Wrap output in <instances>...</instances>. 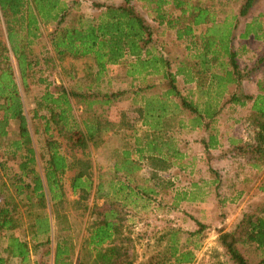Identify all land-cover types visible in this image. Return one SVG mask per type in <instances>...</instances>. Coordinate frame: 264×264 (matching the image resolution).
Returning <instances> with one entry per match:
<instances>
[{"label": "trees", "instance_id": "1", "mask_svg": "<svg viewBox=\"0 0 264 264\" xmlns=\"http://www.w3.org/2000/svg\"><path fill=\"white\" fill-rule=\"evenodd\" d=\"M140 1L150 8L157 26L147 23L130 0L120 5L93 4L99 12L91 17L76 11V6L70 7L63 0H0V24L3 27L0 35L6 38V43L0 42V264H15L13 260L18 264H29L32 254L36 255L44 246H48L44 255L50 256L51 229L48 215L43 211L47 193L54 203L55 213L56 208L66 202L61 178L69 170L75 171L70 188L78 197L73 206L88 211L87 203L93 188L92 164L88 159L69 163L60 153V144L53 139V130L57 131L58 126L71 147L83 153L90 142L97 147L104 144L102 137L113 131L110 122H101L96 116L84 125L79 124L71 100L86 97L61 88L55 93L46 91L35 101L29 116L26 114L20 85L25 90L29 87V76L36 64V60H32L33 45L41 35L40 22L57 24L49 39L55 55L59 59H93L97 80L109 67L132 59L127 76H161L166 83L161 94L142 96L144 105L136 110V124L128 127L133 149L125 146L121 152L113 151L115 164L112 170L123 175L124 181L111 183L108 192L97 186L95 195L103 193L99 194L100 199L112 196V200L120 202L126 199L125 192L147 199L174 189L172 180L163 179L159 171L165 161L170 167L177 163L179 169L185 167L176 138L168 134L178 119L179 108L189 112V124L204 133L200 140L203 161L210 169L212 182L219 185L220 176L212 164L215 159L212 151L218 144L213 135L218 106L250 103L249 124L246 121L248 137L231 141L230 147L223 149L219 158H243L250 169L260 171L264 168V78L257 82L256 96L244 95L240 83L235 93H227L226 100L224 95L227 83L240 74L233 51L238 26L257 0H245L237 16L222 21H218L210 7L203 6L199 0ZM72 11L75 12L72 14ZM162 30L174 32L177 41L191 40L186 48L191 53L190 60L180 62L175 72H172L164 45L157 42L156 34ZM196 30H200L199 34ZM244 30H261V26L245 24ZM248 36L249 33H245L242 37ZM190 46L195 50H190ZM263 64L264 56L256 62L258 67ZM228 65L231 72L226 73L224 69ZM177 76H184L185 83L193 85L194 89L189 90L190 98L178 89ZM192 92L196 94L195 99ZM108 97L109 101L104 100L102 104H110V98L114 96ZM94 103L89 102L87 108ZM39 124H42L41 129ZM12 126L15 131L11 130ZM31 131L37 137L45 136L44 141L39 142L42 149L34 145ZM39 160L43 176L38 170ZM142 163L149 167V178L133 188L134 176L140 173ZM259 189L264 191V186ZM251 208L252 211L249 207L244 211L234 232L219 236L221 247L234 264H248L239 246L254 247L262 256L260 263L264 264V204ZM35 209L39 212L35 213ZM120 211L114 204L107 210L104 207L92 209L95 220L90 226L87 247L94 253L97 264L192 263L194 252L186 244H180V232L175 228L167 229L158 237L152 255L138 260L136 242L130 233L126 234ZM55 216L58 217V212ZM198 228L194 234L202 233L205 226L198 223ZM29 235L34 246L29 245ZM70 253L71 248L58 244L54 264H70Z\"/></svg>", "mask_w": 264, "mask_h": 264}, {"label": "rangeland", "instance_id": "2", "mask_svg": "<svg viewBox=\"0 0 264 264\" xmlns=\"http://www.w3.org/2000/svg\"><path fill=\"white\" fill-rule=\"evenodd\" d=\"M63 1L70 7H77L76 11L91 17L99 12L98 9L92 6L93 4L120 5L125 3L126 0ZM244 1L199 0V3L205 7H210V11L217 15L218 21H222L226 17L237 16ZM74 3L76 4L74 5ZM130 3L147 23L157 26L154 15L144 2L130 0ZM251 10L255 16L262 12L264 10V0H257L255 7ZM73 12L75 11H72V14ZM250 21L249 16L243 18L237 30H244L246 22ZM56 27L57 24L55 23L40 22L41 35L39 41H36L33 45L34 52L32 56L34 58L32 60H36V64L33 73H30L29 76V87L25 90L20 85V93L26 114L29 116L35 101L46 91L55 93L61 88L67 91L79 92L78 94H83L86 97L85 99L71 100L73 114L79 124L84 125L86 121H92L93 117L96 116L101 122H110L113 125V131L102 137L104 144L97 147L90 142L83 153L79 149L71 147L65 134L59 131L58 126L57 131L53 130V139L60 144V153L66 157L69 163L76 159H88L91 162L93 188L87 203L88 211L75 209L73 202L78 197L72 193L70 188V182L75 171H67L61 178L66 202L63 203L62 207L56 208L58 217L55 216L57 212L55 213L54 203L47 193V205L43 212L48 215L50 223L49 247L51 254L50 256L44 255L48 250V246L41 247L36 255L32 254L29 264H54V251L58 244H64L71 248L70 260L68 261L70 264H97L94 260V253L87 247L90 226L95 220L92 209L104 207L107 210L112 204L121 209L120 213L125 222V232L126 234L130 233L136 242L138 260H145L152 255L155 252L158 237L167 229L175 228L180 232V235H178L180 244H186V247L194 252V260L189 264H234L228 253L221 247L219 236L224 232H234L248 207L252 211L251 207L256 204H264V191L259 189L260 186H264V173L260 175L261 177H256L255 172L247 167L245 159L235 158L231 159L230 162L219 163L217 167L214 165L215 172L220 176L219 185L214 184L210 169L203 161L199 145V131L191 130L188 122L191 115L179 108L178 119H175L171 128L172 132L169 131L168 134L176 138L177 147L182 154H185L182 159L185 168L179 169L177 167L179 163L170 167L168 161H165L162 171H159L163 179L172 180L175 186L174 189L167 194H159L147 199H141V196L136 195L129 196L127 192H125L126 199L120 202L112 200V196L100 199L99 194L103 193L99 192L95 195L97 186H101L103 192H108L111 183L124 181L123 175L117 173L116 175L112 170L115 164L113 151L115 149V151L121 152V149L125 146L133 149V140L129 137L131 133L128 127L136 124L138 119L136 110L144 105L142 96L161 94L165 91L164 85L166 83L161 79V76L153 75L148 80L145 78L150 76H140V78H144L143 80L136 79L138 77L127 76L129 65L133 62L132 59L125 60L120 65L109 67L106 73L97 80L93 59H59L55 55L49 39ZM1 29L3 30L2 24H0ZM156 38L157 42L166 44L165 54L168 56V60L171 61L170 63L174 65L172 66V72H175V67L187 58L185 48L180 43L175 42L171 33H168L167 36L156 34ZM0 42L6 43L3 34L0 35ZM239 44L241 43L238 42V48H240ZM257 44L253 41L248 42L254 54L250 55L249 52H245L242 56H238L242 65H250L251 58L255 56ZM12 63L15 64L13 58ZM259 67L254 63L253 67L248 68V72L251 70L253 72L252 78L254 81V78H264V64ZM255 68L257 70L253 71ZM140 85L147 87L140 92ZM177 86L185 96H188L187 87L182 85L180 79H177ZM108 96H114L110 98V104H102L104 100L109 101ZM91 101H95V103L91 108H87ZM245 115V110L227 109L226 111L225 109L223 114L219 116V124H213L214 131L216 130L218 135L222 136L221 141L227 142L229 138L240 140V138L247 137L246 128L239 121H235ZM235 122H238L237 125H235ZM41 125H38L40 129ZM11 130L15 131V126H12ZM114 130L119 132L115 133ZM31 132L34 145L42 149L39 142H43L45 136L40 135L37 137L35 133L33 134V131ZM212 154L217 156L214 151ZM38 163V170L43 176L40 160ZM191 170L192 173H189ZM149 172V167L142 163L140 173L134 176L135 182H132V187L136 188L141 184V181L147 180ZM121 197H124V195H121ZM34 212L38 213L39 210L35 209ZM24 218L26 217L24 216ZM198 223L205 226V229L200 234H194L199 229ZM29 238L30 235L28 236L30 241ZM186 240L189 241L185 243ZM29 245L34 246V243L30 241ZM239 248L248 264H261L262 256L254 250V247L239 246ZM13 262L18 264L17 261L13 260Z\"/></svg>", "mask_w": 264, "mask_h": 264}, {"label": "crops", "instance_id": "3", "mask_svg": "<svg viewBox=\"0 0 264 264\" xmlns=\"http://www.w3.org/2000/svg\"><path fill=\"white\" fill-rule=\"evenodd\" d=\"M251 11H250V13L248 15L250 17L251 21L250 22H246V24L249 26L251 24L257 23L258 25L261 26V30H248L250 32H248L247 30H237V32H236V39H235L234 44H233V51L236 54V61H237L238 67H239L238 70L240 71V74H239V77L234 76L233 78H231V82L230 83H227L228 84L227 85V88L228 89L224 93L225 100L227 99V96H228L227 93L228 92L230 94H233V93L236 92V90L238 89L237 88V85L239 83L241 84V87H242L241 92L244 95L256 96L257 93H258V90H257V82L259 80H261L262 78L261 77L260 78L259 77L258 78H254L255 79V81H254L253 78H252V73L253 72H252V70L250 72H248V68L249 67H253L254 63H256L258 60H260V58H262L264 56V10H262V12H259L256 16ZM248 16H247V18H248ZM199 31L200 30H196V34H199ZM168 33H171V35L174 37L173 39L175 40V42L176 43H180L182 45V47L185 48V50H186V56H187V58L185 60L181 61V62L190 60V55L189 54H191V53L186 48L190 45V41L191 40L190 41H187V40L186 41H177L176 38H175V36H174V32H172L170 30H162L159 33V35L160 36H162V35L163 36L164 35L167 36ZM245 33H249V36L247 38H243L242 37ZM255 36H257V38ZM250 41L256 42L258 44H257L255 56H253L251 58L252 61H251L250 65L249 66H246V65H242L239 62L238 56H242L245 52H249L250 55H253L254 54L253 49L251 48L250 45H248V42H250ZM238 42L241 43V44H239L240 48H238V46H237ZM162 45H164V49L166 51V44H162ZM260 47H261V49H260ZM189 49L192 50L193 48L190 46ZM193 50H195V49H193ZM254 57H256V58H254ZM172 66H174V65L172 64ZM225 71H226V73L227 72H231V67H229V65L228 66H225L224 72ZM151 77L152 76L146 77L145 79L148 80V78H151ZM136 79H142L143 80L144 78L143 77H141V78L138 77ZM177 79H180V81L182 82V85L183 86H186L187 87L186 88L187 91L191 94V91H189V90L194 89L193 85L192 84L185 83L184 76H177ZM151 85H153V84H151ZM145 87H147V86L140 85V92H142V89L145 88ZM189 93H188V96L186 95V97H188V98H190L192 96V95L189 96ZM192 94H193V97L195 99V95L196 94L194 92H192ZM200 109H202V108H200ZM225 109H226V111H227V109H232V110H236V109L237 110H245L246 115L243 118L236 119L235 121H239V123H241L246 128V125H247L246 124V121L248 123V116L251 113V111H250L251 110L250 103H247L244 106H236L234 104H228L225 107H222L221 105H219L218 106V109H217L218 115H216L215 118H214L215 119L214 121H216V123L214 125H216V124L218 125L219 124V116L221 114H223V112L225 111ZM235 123H236L235 125H237L238 122H235ZM190 127H191V130L195 129V130H198L199 131L200 140H201L202 137H203V135H204V133H202V131H200V128H193L192 125H190ZM213 133H214L213 135H216V141L218 142V144H217L216 148L213 149L214 154H216L217 156H214L215 159L212 161V164L213 165H216V167H217L219 165V163H225V162H230L231 161V160H220L219 154H220V152L223 149L229 148L231 141L236 140V139L229 138L227 142L221 141L222 136L220 137L218 135V132L216 130L214 131V129H213ZM245 133H246V131H245ZM230 139H233V140H230ZM240 139H242V138H240ZM199 145H200V141H199ZM200 148H201V145H200ZM201 152H202V149H201ZM183 156L185 157V154H183ZM186 168H187V166H186ZM250 170L254 171L255 172V175L257 174V176H259V177H261L260 175H263V173H264V168H262L260 171L254 169V168L253 169L251 168ZM189 173H192V170L189 171ZM260 187H263V186H260Z\"/></svg>", "mask_w": 264, "mask_h": 264}]
</instances>
